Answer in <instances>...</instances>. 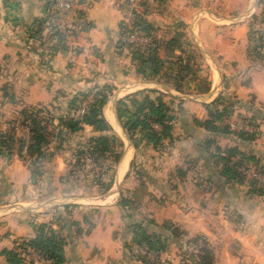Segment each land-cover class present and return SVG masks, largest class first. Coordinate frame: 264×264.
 Wrapping results in <instances>:
<instances>
[{"label": "crops", "instance_id": "0c3cea01", "mask_svg": "<svg viewBox=\"0 0 264 264\" xmlns=\"http://www.w3.org/2000/svg\"><path fill=\"white\" fill-rule=\"evenodd\" d=\"M44 2L0 0V126L15 118L21 107L45 106L61 113L75 92L108 84L112 92L102 114L112 130L116 127L125 137L116 118V100L146 88L161 92L170 107L172 101L184 105V234L205 237L214 256L212 264H264V193H249L245 182L225 181L211 157L215 146L221 150L234 146L264 168V50L261 60L252 61L247 54L249 31L259 28H254L253 18L264 15L262 3L165 0L158 10L148 12L147 19L155 28L157 55L165 65L179 53L169 43L171 38L179 40L183 48L187 43L195 56L194 69L182 73L176 89L164 78V73L174 72L173 67L164 66L153 79L143 77L135 72L128 51L116 48L122 14L108 0H91L84 10L89 26L68 38L63 49H52V40L45 36L40 40L28 37V26L43 14ZM219 94L237 100L234 107L239 110L259 112L260 137L245 141L234 134L209 133L193 123V118H206L205 105ZM133 98L139 100L140 94ZM107 105L109 111H105ZM235 115L234 110L228 120L232 126ZM82 130L95 134L87 125ZM15 134L25 136L26 130L21 126ZM171 134L175 145L176 136ZM207 138L213 139L208 147L204 145ZM129 155L121 162L119 177ZM5 157L8 161H3ZM116 172L117 168L115 179ZM28 178L26 165L15 153H0V250L10 248L16 239L32 237L35 225L49 222L51 211L59 207L57 201H13L18 189L28 186ZM72 219L81 220L79 216ZM51 226L56 228L55 223ZM107 226L100 215L80 236L73 226L70 230L63 227L65 264H107L108 258L120 256L123 250L115 239L110 240ZM102 235L112 242L110 247ZM164 255H171V262L165 264L177 263L174 251L166 249L161 258ZM121 261L115 264L127 263ZM0 264H7L1 254ZM31 264L41 263L34 260Z\"/></svg>", "mask_w": 264, "mask_h": 264}, {"label": "trees", "instance_id": "16d2710c", "mask_svg": "<svg viewBox=\"0 0 264 264\" xmlns=\"http://www.w3.org/2000/svg\"><path fill=\"white\" fill-rule=\"evenodd\" d=\"M164 2L165 0H154L153 3H149L143 0L138 3V8L132 11L129 31H135L146 36L148 38L146 47L142 48L134 43L122 41L121 36L125 29L122 27L121 20H119L116 48H125L128 51L131 60L135 64V72L143 77L153 79L164 66L166 68L173 67L174 72L164 73V78L172 81L174 87L179 89V81L183 79L182 73L184 72L185 74L194 69L196 64L195 56L191 52L192 49L188 48L189 45L187 43L184 42L183 48L180 46L179 40L171 38L169 43L174 48L176 47L179 53L175 55L173 60L166 61V65L164 64L165 61L158 57L155 28L148 21L147 14L152 10H158ZM259 2L262 3L264 10V1L259 0ZM49 4L50 2H45L44 9L48 8ZM76 12L81 21L80 31H82L89 24L84 18V11L78 9ZM43 22L44 20L41 16L34 18L28 26V37L38 40L42 39ZM55 35L57 39L55 44L51 46L52 49H63L67 38L58 32ZM248 39L250 40V46L247 50L248 56L252 61L261 60L263 56L261 51L264 50V26L260 30L250 29ZM111 92L112 86L108 84H95L85 91H77L71 95L66 109L61 113L53 114L45 106L21 107L17 110L16 117L7 121L6 127L0 130V153H15L17 158L26 165L29 176L36 175L39 173L38 164L42 160L50 159L55 153L52 148H49L51 143L59 145L64 141L63 138L66 134H77L82 131L84 125L90 126L95 134L87 138L85 145L76 146L77 150L74 153L73 161L75 163L81 162L82 164L85 160L90 162V165L97 169V174H94V178L96 177L94 179L95 184H103V190H107L113 183L114 165L120 159L123 145L102 114V107ZM138 93L140 94V99L136 100L133 95ZM229 99V97L219 94L205 105L206 118L203 120L193 118V123L212 134H234L245 141L256 139L259 136L258 122H256L259 112L255 111L245 118L244 125L248 126L249 130L236 129L228 120L233 113L237 100ZM84 100H87L86 107L82 112H78L79 104ZM115 110L120 127L133 148L136 149L137 146L142 144L155 150L166 142L170 146L172 145L173 137L171 131L175 116L171 107L162 100L161 92L146 88L126 94L116 100ZM43 111L50 114L41 116L40 113ZM13 121H17L25 128V136H17L15 134L16 129L11 125ZM212 142L213 139L207 138L204 140V145L208 147ZM211 157L218 164L219 174L225 181L245 182L248 185L249 193L256 195L264 193V182L259 184L237 170L238 166H249L259 172L264 179V168L255 163L252 155L245 154L234 146L222 150L215 146ZM101 158L102 161L107 160L108 163L105 164L100 161ZM179 174H184V171H179ZM105 178L106 182H103ZM116 204L124 207L125 200L119 198ZM61 207L69 209L66 204L61 205ZM52 216L53 218L49 222H40L35 225L32 237L16 239L10 248L0 250V254L4 257L7 264L32 263V260L23 261L16 250L18 247L24 251L29 250L38 257L48 260L49 264H65L63 248L66 244V238L61 232L63 228L62 221L58 212L52 214ZM81 222L87 223L84 229V233H87L89 228L92 227L91 222L89 223L84 215L81 216ZM146 222L147 225H153L156 229L149 231L142 222L128 224L130 237L124 247L126 250L134 246L141 247L152 254V258L146 255L133 256L138 261V264H163L164 260L161 258V254L166 250L169 238L176 237L174 232L175 225L169 222L157 224L151 219ZM52 223L56 224V228L51 226ZM70 225L77 228L79 222L72 220ZM75 231L78 232L77 230ZM196 236L201 239V244L196 246L194 263L212 264L213 253L210 245L202 235L196 234L193 237L196 238Z\"/></svg>", "mask_w": 264, "mask_h": 264}, {"label": "rangeland", "instance_id": "374dc122", "mask_svg": "<svg viewBox=\"0 0 264 264\" xmlns=\"http://www.w3.org/2000/svg\"><path fill=\"white\" fill-rule=\"evenodd\" d=\"M253 20L255 21L254 28L258 25L259 28L256 29L260 30L264 24V15L258 14L257 18L254 17ZM229 98V100L234 99ZM179 104L180 102L175 103V101L170 104L175 116L172 127V132L177 140L175 145L172 143L170 146L166 142L158 149L153 150L140 144L135 149L129 140L116 127H113L123 143L120 158L122 159L126 152L130 155L124 173L116 179L114 175L113 183L107 190H103V184H95L94 174H97V169L90 165V162L85 160L82 164L73 161L74 153L77 150L76 146L85 145L87 138L91 135L89 130H82L77 134H66L63 138L64 141L59 145L57 143L50 144L49 148L54 150V155L38 164L39 173L29 176L28 186L19 188L18 195L14 197L13 201H19L18 198L29 202L57 201L59 207L51 213L58 212L60 214L62 225L67 230H70V222L74 220L72 219L74 216H79L81 219V216L84 215L87 221L93 225V220L100 218L101 215L103 221L108 223L106 227L108 237L110 240L115 239L120 250H123L121 258H119L120 256L110 257L106 260L107 264H115L120 260L127 262L126 264H138L133 256L146 255L142 252L144 249L141 247L134 246L131 249H125L124 244H127L130 237L128 224L142 222L150 231L156 227L147 225L148 219L153 221L156 219L159 222L157 224L169 222L175 225L176 237L169 238L166 249L176 253V264H195L194 254H196V246L201 244V239L197 236L193 237L196 234L189 236L184 234V174H179V171H184L185 158L184 105L180 106ZM234 110L236 119L233 126L236 129H248V126L244 125V120L250 114L242 108L239 110L238 106L234 107L233 113ZM105 111H109L108 105L105 107ZM52 113L55 114L54 111ZM49 114L44 111L40 113L41 116ZM258 120L259 118L256 122H259ZM5 127L3 124L0 126L2 128L0 130ZM260 135L259 132V137ZM6 160L8 161V158L5 157L3 161ZM102 162L108 163L107 160ZM118 162L114 165V174ZM188 163H192V161ZM103 180L106 182V178ZM186 191L188 192V189ZM119 198L125 200L124 207L116 204ZM63 204L69 206V209L61 207ZM52 218L53 216H51ZM78 222L80 225L77 228L73 226L72 229L73 231L77 230V234L80 236L84 233L83 228H86L87 223H83L81 220ZM100 238L109 247L111 246L112 242L106 241L104 235ZM162 258H164L163 264L171 262V255L169 258L164 255Z\"/></svg>", "mask_w": 264, "mask_h": 264}, {"label": "built area", "instance_id": "2783aa9c", "mask_svg": "<svg viewBox=\"0 0 264 264\" xmlns=\"http://www.w3.org/2000/svg\"><path fill=\"white\" fill-rule=\"evenodd\" d=\"M10 1V0H6ZM50 2L48 8H43V14L41 17L44 22L42 24V35L46 38L52 40L53 44L56 42L55 33L58 32L65 38H71L80 31V18L77 14V10L84 11L91 3V0H45V2ZM112 5L116 6L121 10V22L122 27L125 29V32L121 36V40L126 43H134L141 46L142 48L146 47L148 44V38L140 33L135 31L130 32L129 28L131 27L132 20V11L138 8V3L143 0H108ZM149 3H153L154 0H145ZM44 2V4H45ZM87 104V100L82 101L79 104L78 112H82ZM15 129L21 127L17 121H13L11 124ZM244 130H249L243 128ZM237 170L243 175L254 179L259 184L264 182L262 175L254 170L252 167L241 165L237 167ZM17 252L21 255L24 262L27 260H39L43 264H49L48 260L38 257L33 252L27 250L24 251L18 247ZM144 254L152 258V254L149 251L142 250Z\"/></svg>", "mask_w": 264, "mask_h": 264}, {"label": "bare ground", "instance_id": "6f19581e", "mask_svg": "<svg viewBox=\"0 0 264 264\" xmlns=\"http://www.w3.org/2000/svg\"><path fill=\"white\" fill-rule=\"evenodd\" d=\"M109 116V115H108ZM127 153L128 152H126V155H127ZM126 155L121 159V161H120V163H119V166L117 167V172H116V177L118 178L119 176H118V171H119V169H120V165H121V162L124 160V158L126 157Z\"/></svg>", "mask_w": 264, "mask_h": 264}, {"label": "water", "instance_id": "95a60500", "mask_svg": "<svg viewBox=\"0 0 264 264\" xmlns=\"http://www.w3.org/2000/svg\"><path fill=\"white\" fill-rule=\"evenodd\" d=\"M121 159V158H120ZM120 161V160H119ZM119 163V162H118Z\"/></svg>", "mask_w": 264, "mask_h": 264}]
</instances>
